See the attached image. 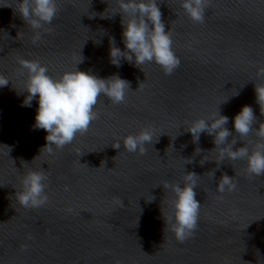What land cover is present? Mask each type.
I'll return each mask as SVG.
<instances>
[{
    "label": "water",
    "instance_id": "95a60500",
    "mask_svg": "<svg viewBox=\"0 0 264 264\" xmlns=\"http://www.w3.org/2000/svg\"><path fill=\"white\" fill-rule=\"evenodd\" d=\"M19 2L0 0V75L10 81L0 87V264H264V174L250 175L243 159L218 166L213 136L202 132L193 143L186 131L219 112L229 118L233 150L264 142L234 129L245 105L254 128L264 123L254 90L264 84V0H207L204 23L189 18L182 0H157L180 59L171 75L154 62H110V38L125 50L117 0H56L57 16L36 43L15 10ZM20 58L38 60L54 79L75 69L118 75L130 91L118 104L101 95L88 131L48 154L41 150L47 133L33 128L38 97L25 107L27 93H18L27 80ZM146 128L157 142L143 155L124 150L123 138ZM30 170L49 180L48 203L29 209L14 193ZM187 172L200 176L201 207L197 229L181 243L165 224L175 197L163 184L183 187ZM223 174L234 177L236 190L217 191Z\"/></svg>",
    "mask_w": 264,
    "mask_h": 264
},
{
    "label": "clouds",
    "instance_id": "9594fccd",
    "mask_svg": "<svg viewBox=\"0 0 264 264\" xmlns=\"http://www.w3.org/2000/svg\"><path fill=\"white\" fill-rule=\"evenodd\" d=\"M117 4L119 11L116 13L121 14L122 41L125 50L122 51L115 45V39L110 38V62L119 67L121 59H124L139 68L140 65L154 62L166 75H171L179 67L180 59L172 50L171 35L169 31H165L157 0H117ZM181 7L194 22L204 23L207 0H182ZM15 10L33 29V43L41 39L40 30L44 25H50L58 13L56 0H21ZM111 16L101 14V18H111ZM81 62L82 57L77 64ZM18 63L22 69L27 70L24 91L18 92L27 93L22 106L31 107L33 99L38 97L33 128L43 129L47 133L46 144L41 150H45L48 154L54 155V148L62 150L65 145L73 142L77 134L83 135L88 131L92 121L98 118L94 107L101 95L118 104L125 101L126 92L130 91L129 82L118 75L102 79L75 69L64 72L59 78L54 79L48 74V67L38 60L20 58ZM258 75H264V67L258 69ZM9 82L5 76L0 75V87L7 86ZM254 90L261 115H264V84H255ZM228 119L227 116L217 112L208 119L193 121L186 131L191 133L193 143L199 142L202 132L213 136L214 149L218 152V159L215 160L218 166L225 159L231 161L243 159L247 162V172L250 175L256 177L264 174V142L258 143L253 151H250L245 143L243 147L233 150V145L237 141L234 137L230 142L228 141V137L232 135L225 127ZM255 122L253 109L245 105L234 117L235 132L239 137H247L250 133H255L260 141H264V123L254 128ZM155 142L157 139L153 140V131L150 128L123 138L124 150L129 153L138 152L140 155L146 153L145 145H152ZM112 147L120 149L121 143L116 142ZM200 151L199 148L195 150L196 154ZM187 161V163L192 162ZM205 161L207 159L204 157L200 161L201 165ZM215 171L216 169H213L208 174L213 177ZM199 177L194 172H187L183 177V187L179 183L173 184L167 181L163 184L164 189L171 190L175 197L172 201L171 217L163 218L166 226H170L175 238L181 243L191 237L198 226L201 204L195 198L194 189L197 187ZM48 180L49 176L44 171H28L23 175L21 190L15 191L14 198L24 208L44 206L48 203L46 193ZM68 190V186H65V191ZM226 190H236V181L234 177L223 174L219 179L217 191L224 193ZM23 247L26 249L27 245Z\"/></svg>",
    "mask_w": 264,
    "mask_h": 264
}]
</instances>
